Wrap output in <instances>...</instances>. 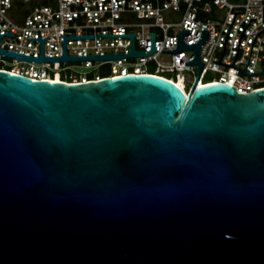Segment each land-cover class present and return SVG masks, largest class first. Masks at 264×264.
I'll return each mask as SVG.
<instances>
[{
  "label": "water",
  "instance_id": "obj_1",
  "mask_svg": "<svg viewBox=\"0 0 264 264\" xmlns=\"http://www.w3.org/2000/svg\"><path fill=\"white\" fill-rule=\"evenodd\" d=\"M188 33L161 51L194 52L187 94L151 75L66 84L0 70V264H264V89L198 86L208 31L185 44ZM135 34L63 35L58 57L43 56L47 38H28L40 57L0 55L81 62L157 51L148 33L150 51L136 52ZM97 38H128L130 53L68 56V40ZM235 58L213 63L264 74Z\"/></svg>",
  "mask_w": 264,
  "mask_h": 264
},
{
  "label": "built area",
  "instance_id": "obj_2",
  "mask_svg": "<svg viewBox=\"0 0 264 264\" xmlns=\"http://www.w3.org/2000/svg\"><path fill=\"white\" fill-rule=\"evenodd\" d=\"M234 12L236 13L234 17ZM234 17V20H233ZM250 18L255 20L250 21ZM233 20V22H232ZM232 22V25H231ZM248 24V25H247ZM231 25V27H230ZM247 27L245 28V26ZM230 27V30H229ZM245 28V30H244ZM264 29V0H0V50L33 58L40 57V42L28 38H47L44 57L62 56L64 36L134 34L136 52H149L155 34L154 49L146 57L81 62H29L0 55V70L31 80L82 84L124 75H151L180 86L187 94L197 78L198 67L185 65L194 52L161 53L176 49L182 30L185 44L200 39L202 30L208 39L200 49L204 67L197 85L223 83L240 94L264 89V74L246 76L245 69L252 41ZM69 57L130 53L128 38L68 40ZM247 74L264 72V30L252 45Z\"/></svg>",
  "mask_w": 264,
  "mask_h": 264
},
{
  "label": "bare ground",
  "instance_id": "obj_3",
  "mask_svg": "<svg viewBox=\"0 0 264 264\" xmlns=\"http://www.w3.org/2000/svg\"><path fill=\"white\" fill-rule=\"evenodd\" d=\"M56 82H59V81H56ZM178 86H179V84H178ZM180 87V86H179Z\"/></svg>",
  "mask_w": 264,
  "mask_h": 264
}]
</instances>
